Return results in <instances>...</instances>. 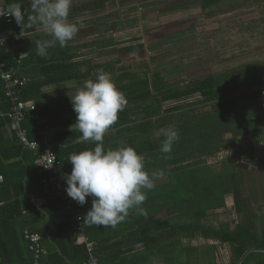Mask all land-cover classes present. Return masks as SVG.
Wrapping results in <instances>:
<instances>
[{
	"label": "trees",
	"instance_id": "1",
	"mask_svg": "<svg viewBox=\"0 0 264 264\" xmlns=\"http://www.w3.org/2000/svg\"><path fill=\"white\" fill-rule=\"evenodd\" d=\"M0 1V12L10 15V22L0 19V33L12 32L5 39L33 33L65 20L75 29L81 24L76 16L91 7L80 8L56 0L43 3L38 0ZM223 1L192 0L184 8L199 6L208 19H213L264 5V0H230L218 6ZM94 4L96 9H103L102 1L96 0ZM20 38L0 47V61L5 71L31 66L28 82L20 90V96L23 103L33 105L35 110L24 115L20 127L26 131L29 141L39 140L42 131L51 134L64 181L61 174L64 162L75 157L81 159L79 154L72 156L74 149L82 153L84 150V157L90 155L95 167L105 166L104 162L111 164L115 191L122 190L120 181L123 178L124 187L128 183L129 193L123 203L124 215L110 223L119 225L121 232H128L131 251L140 244L150 250L151 256L163 258L165 264H176L172 254L175 255L176 246H180V239L199 235L205 240L228 245L234 264H264L263 233L258 232V224L252 216L245 214L257 190L256 187L251 189L248 179L244 180L252 172L238 168L240 151L221 161L220 165L206 164L208 157L214 158L220 152L235 149L246 136L251 137V144L264 141V129L259 130L264 127V64L244 65L225 74L222 79L208 76L189 82L185 78L187 70L179 71L177 66L167 69L174 62H165L170 60L168 55L148 59L140 74L118 73L114 66L102 67L94 59H81L83 55L77 46L68 45L63 40L56 42L49 36L31 42L30 46L13 49L12 45L16 43L22 45ZM66 39L73 41L74 37ZM164 67L166 69L162 70ZM100 68L103 71L95 74ZM106 77L110 80L108 85L94 88L97 96H92L91 87ZM173 78L176 81H171ZM67 82L76 83L81 92L67 97L43 92L44 88ZM169 103L177 105L165 109ZM10 112V103L1 84L0 142L4 133L9 131L11 153L6 161L14 162L8 168V186H0V226L21 215L18 197L23 187L35 183L42 191L40 183L45 177L37 171L38 155L23 149L12 137ZM63 146L70 153L65 159L58 151ZM192 156L200 160L190 166L181 165V158ZM244 162L248 163L245 160L241 163ZM162 177H165L164 182L150 184ZM15 179L22 182L15 183ZM6 189L12 192L7 200ZM227 194L233 196L239 219L233 228L227 224L214 229L190 223L203 218L209 210L224 208ZM61 203L65 202L46 201L41 211L45 215H57L62 209ZM12 208L17 212L9 213ZM66 209L68 218L48 236L34 229L15 236V255L11 252L10 241L0 235V264H34V255L24 238L25 231L40 236L44 248L40 257L42 263L82 264L88 256L85 244L78 243L73 235L79 225L77 217L81 218L85 238L93 243L98 264H104L102 253L107 250L108 240L102 239L100 232L109 226L108 223L95 224L98 218L90 212L83 217L76 215L70 203L66 204ZM152 209L154 212L148 211ZM120 245L121 241L114 244ZM210 248L212 250L213 246ZM193 252L182 249L187 264H190ZM116 261H119L117 264H127L120 259Z\"/></svg>",
	"mask_w": 264,
	"mask_h": 264
},
{
	"label": "rangeland",
	"instance_id": "2",
	"mask_svg": "<svg viewBox=\"0 0 264 264\" xmlns=\"http://www.w3.org/2000/svg\"><path fill=\"white\" fill-rule=\"evenodd\" d=\"M48 1L38 0L42 3ZM56 1L80 8L91 7L76 16V20L81 21L79 27H69L70 22L65 20L47 30H38V39L42 41L49 36L56 42L63 40L79 48L83 55L81 59H95L94 62L102 67L114 66L118 73L140 74L148 59L161 54L170 56V60L165 62L174 61L167 69L177 66L179 71L187 70L185 78L189 82L208 76L222 79L225 74L235 72L244 65L264 64V5L208 19L199 6L184 8L192 0H100L104 3L103 9L95 8L96 0ZM72 36L73 41L65 40ZM90 45L92 47L88 48ZM83 46L87 48L83 49ZM102 71L100 68L94 73ZM108 78L91 87L90 90L94 91L92 96H97L94 88L108 85ZM171 81H176V78ZM176 105L169 103L164 108ZM228 136L230 138L231 134ZM244 138L235 149L220 152L214 158L208 157L206 164L220 165L221 161L240 151L241 156L237 160L248 161L246 164L255 167L252 173L244 177L251 183V189L256 187L257 190L245 214L252 216L258 224V232L264 236V141L251 144L250 136ZM183 158V166L196 164L200 160L194 156ZM164 180L165 177L156 180L155 185ZM224 203V208L209 210L203 218L191 220L190 223L214 229L227 224L233 228L239 221L233 196L227 194ZM148 211L152 212L153 209ZM180 242L175 255L172 254L176 264H187L183 248L194 250L190 255V264H234L228 245L205 240L199 235L183 237ZM156 262L165 264L161 257H157Z\"/></svg>",
	"mask_w": 264,
	"mask_h": 264
},
{
	"label": "crops",
	"instance_id": "3",
	"mask_svg": "<svg viewBox=\"0 0 264 264\" xmlns=\"http://www.w3.org/2000/svg\"><path fill=\"white\" fill-rule=\"evenodd\" d=\"M229 2L230 0H225L218 6H222ZM189 3H192V1H190ZM26 5L27 3L24 4L23 7H25ZM0 6H2L1 1ZM211 9H217V7H212ZM11 10H9L8 12H11ZM43 30H47V28ZM11 34L12 32L0 33V40L5 37L11 36ZM20 37L22 38L23 43L22 45H17V43L12 45L14 47L13 49L15 50L24 47V45L30 46L31 42H35V40L37 41L39 40L38 38H40L38 31L29 34H22ZM91 47V45L88 46V48ZM13 71L18 75L29 78L31 66H22L19 67L17 71ZM1 84L3 86V83L0 81V85ZM72 89H74L75 92H73ZM43 92L48 95L67 97L74 96L75 93L81 92V89H77L76 83L67 82L44 88ZM11 142L12 139L10 137V133L9 131H7L4 133V139L0 142V186L4 187H7L9 184V165L14 162L13 160L6 161L7 157H9L11 153ZM66 150L67 149L64 146L58 149L59 155L63 159L69 157L70 155L69 151L67 152ZM82 151L83 153L79 149L77 151L76 149L72 151V156L79 154L81 159L78 160V158L76 157L73 160L68 159L67 162H64V165L61 168V174L67 183V191L70 197L69 203L71 205V208L76 212V215H80L83 217L85 213L90 212L91 215H94V217L98 218V221L94 222L95 224L108 223L109 225L104 231L100 232L101 238H106L108 240L107 250L105 251V253H102L104 264H117L116 262H119L116 261L117 259H120L127 264H157V256H151L150 250L144 249L142 245L136 244L131 251L130 238L127 234L128 232L123 233V231H120L122 230V228H120L119 225H111L110 223L117 220L118 218H121L124 215L123 203L125 200H127V195L129 193L128 183H126L124 187V181L123 178H121L120 183L122 182V190L116 192L114 189L115 186L113 170L112 167H110L111 164H109V162H104L105 166L98 165L97 167H95L91 164V156L89 155L87 157H84L85 151ZM18 170L19 168H17V171ZM19 181L22 182L21 179L14 180L15 183ZM14 182L13 184H15ZM155 182L156 181L151 182L150 184L153 186L155 185ZM120 183L117 184V187ZM16 186V188H19V185ZM142 187L145 189V186ZM5 194L7 196V200L12 192H10L9 189H6ZM18 201L20 206L23 207H21V215L17 218H14L13 220H10L9 222L1 224L0 226V235L6 238V240L10 241L9 246H11V252L14 255L17 254V248L15 247L13 239L15 236H20L22 231H30L31 229H34L42 235L46 234L48 236L49 233L56 230L60 223H63V221L68 218V215L65 214V212L68 211L66 209L67 203H61L63 204L62 209L57 215L50 216L43 214V212L41 211V207L44 205L46 200L43 198L40 186L35 185V183H30V185H28L27 187H23V190L18 197ZM8 212L16 213L17 211L12 208L9 209ZM141 214L143 215V213ZM70 218V220H72V223L75 224L76 222L74 221L72 215L70 216ZM92 232L94 233V231ZM76 240L78 243L83 244L77 238ZM134 240L136 241V239ZM117 241H121V245L118 247L114 246ZM147 255L151 257H147Z\"/></svg>",
	"mask_w": 264,
	"mask_h": 264
},
{
	"label": "built area",
	"instance_id": "4",
	"mask_svg": "<svg viewBox=\"0 0 264 264\" xmlns=\"http://www.w3.org/2000/svg\"><path fill=\"white\" fill-rule=\"evenodd\" d=\"M0 19H6L7 22H10V15L0 12ZM19 38L18 35H14L13 38L0 40V47L5 46L9 41H17ZM4 67V64L0 61V81L4 86V95L10 103L9 118L13 124L12 137L23 149L31 150L35 155H38L37 171L45 176L40 183L45 200L51 202L62 201L68 204L70 197L67 191V183L60 175L61 163L56 156L55 144L52 142L51 134L48 131H42L39 133V140L29 141L26 131L20 127L24 115L35 110L33 105L23 103L20 96V90L26 85L28 79L17 76L13 70L5 71ZM77 222L79 225L74 231V236L85 244L88 256L82 264H98L93 254V243H89L84 236L80 225V217H77ZM24 238L29 244V251L34 255V264H44L40 261V257L44 254L40 236L25 231Z\"/></svg>",
	"mask_w": 264,
	"mask_h": 264
},
{
	"label": "water",
	"instance_id": "5",
	"mask_svg": "<svg viewBox=\"0 0 264 264\" xmlns=\"http://www.w3.org/2000/svg\"><path fill=\"white\" fill-rule=\"evenodd\" d=\"M238 168L243 171H247V172H253L255 169L254 166L248 165L246 163H241V162L238 163Z\"/></svg>",
	"mask_w": 264,
	"mask_h": 264
},
{
	"label": "bare ground",
	"instance_id": "6",
	"mask_svg": "<svg viewBox=\"0 0 264 264\" xmlns=\"http://www.w3.org/2000/svg\"><path fill=\"white\" fill-rule=\"evenodd\" d=\"M3 39H5V38H3Z\"/></svg>",
	"mask_w": 264,
	"mask_h": 264
}]
</instances>
